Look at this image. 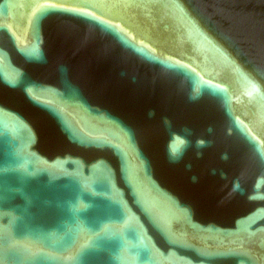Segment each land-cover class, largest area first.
<instances>
[{
	"label": "clouds",
	"instance_id": "9594fccd",
	"mask_svg": "<svg viewBox=\"0 0 264 264\" xmlns=\"http://www.w3.org/2000/svg\"><path fill=\"white\" fill-rule=\"evenodd\" d=\"M151 115V113H150ZM264 186V180H258L256 185H254V192L251 194L253 197L259 196V195H264V193L259 192V189Z\"/></svg>",
	"mask_w": 264,
	"mask_h": 264
}]
</instances>
